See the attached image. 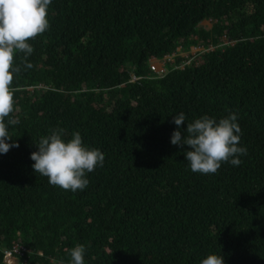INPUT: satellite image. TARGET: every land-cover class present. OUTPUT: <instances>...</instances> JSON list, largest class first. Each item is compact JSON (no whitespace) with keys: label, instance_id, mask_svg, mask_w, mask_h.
I'll return each mask as SVG.
<instances>
[{"label":"trees","instance_id":"16d2710c","mask_svg":"<svg viewBox=\"0 0 264 264\" xmlns=\"http://www.w3.org/2000/svg\"><path fill=\"white\" fill-rule=\"evenodd\" d=\"M47 18L6 118L19 147L0 153V264L15 244L21 264H70L76 244L85 264H264V0H52ZM180 46L191 64L156 76L151 60ZM230 111L247 155L193 172L172 117L184 133ZM54 128L105 155L82 191L32 168Z\"/></svg>","mask_w":264,"mask_h":264},{"label":"clouds","instance_id":"9594fccd","mask_svg":"<svg viewBox=\"0 0 264 264\" xmlns=\"http://www.w3.org/2000/svg\"><path fill=\"white\" fill-rule=\"evenodd\" d=\"M52 0H0V153L11 147H19L9 135V125L18 123L12 116L15 111L14 78L23 68H31L28 57L34 49L29 41L35 40L49 28L48 6ZM23 53L19 64L16 54ZM183 112L172 117L176 129L170 143L185 148V159L195 173L215 174L222 163L239 166L247 148L239 146L242 130L237 114L229 112L218 120L208 115L185 124ZM186 133V134H185ZM64 129L54 128L47 136H41L37 150L30 153L35 173L47 177L49 184L72 192L88 186L86 174L97 166L102 167L105 155L98 148L86 147L81 134L76 131L68 139L63 138ZM11 141V143H9ZM85 246L76 244L69 250L70 264H85ZM63 264V262H61ZM200 264H225L221 253H209Z\"/></svg>","mask_w":264,"mask_h":264},{"label":"built area","instance_id":"2783aa9c","mask_svg":"<svg viewBox=\"0 0 264 264\" xmlns=\"http://www.w3.org/2000/svg\"><path fill=\"white\" fill-rule=\"evenodd\" d=\"M200 48H196L195 51H190L192 54H196L197 51H199ZM181 56L182 62L180 64L176 63V57ZM151 71L158 77H162L166 75L169 72V66H172L173 68H185L186 66L191 64V60H189V54L187 52H183L181 46L177 49V52L165 55L162 60L152 59L151 60ZM27 253V250L18 245L15 244L10 249H4L3 250V260L5 264H21L23 262V259L25 257V254Z\"/></svg>","mask_w":264,"mask_h":264},{"label":"crops","instance_id":"0c3cea01","mask_svg":"<svg viewBox=\"0 0 264 264\" xmlns=\"http://www.w3.org/2000/svg\"><path fill=\"white\" fill-rule=\"evenodd\" d=\"M201 26H203V27H207V28H210L211 25H210V22H209V21H203V22L201 23ZM191 50H192V51H195L196 48H195V47H192Z\"/></svg>","mask_w":264,"mask_h":264}]
</instances>
